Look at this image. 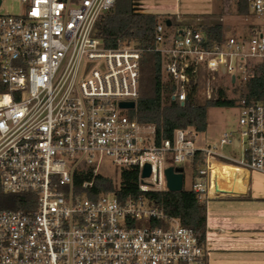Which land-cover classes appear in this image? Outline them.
<instances>
[{"label":"built area","instance_id":"1","mask_svg":"<svg viewBox=\"0 0 264 264\" xmlns=\"http://www.w3.org/2000/svg\"><path fill=\"white\" fill-rule=\"evenodd\" d=\"M21 2L22 15H0V182L5 193L34 195L36 207L0 211V264H210L206 239L147 198L122 201L106 192L91 199L85 191L103 176L106 159L120 172L137 170L142 193H162L168 168H182L185 178L183 165L202 155L191 167V190L205 203L220 195L215 164L264 175L262 102L240 97L237 131L206 147L196 146L193 129L158 143L155 127L131 115L148 54L161 56L178 103L205 73L244 92L264 67L262 29L216 42L202 25L165 22L153 47L109 49L99 26L116 0ZM247 2L264 21V0ZM131 102L134 109L120 107ZM226 145L239 155L224 154ZM81 172L88 178L78 187Z\"/></svg>","mask_w":264,"mask_h":264},{"label":"trees","instance_id":"2","mask_svg":"<svg viewBox=\"0 0 264 264\" xmlns=\"http://www.w3.org/2000/svg\"><path fill=\"white\" fill-rule=\"evenodd\" d=\"M136 0H116L115 8L109 12L99 26L100 38L106 48L115 49L124 46L153 47L154 31L159 23L171 20V27L175 26L172 19L162 20L159 15L140 13L137 11ZM251 10L247 0H237V14L250 16ZM181 26V25H180ZM262 24L259 25V27ZM170 27V28H171ZM261 30V29H259ZM203 31L211 41L221 42L226 37L225 27L221 24L203 26ZM264 32V23L262 26ZM3 86L0 79V92ZM175 85L163 73V60L159 55L145 56L142 69L140 96L137 107L131 115L143 124L155 127L156 141L161 143L172 140L175 132L181 129H193L196 133H204L208 128L207 108L235 107L240 97L253 99L264 104V67L254 70V75L245 85V91L238 98H228L225 89L220 88L216 99L207 100L205 105L195 103L196 87L189 91L188 100L182 104L173 100ZM202 155L189 163L194 168L200 164ZM120 186L116 187L111 178L98 176L94 186L86 190L87 196L97 199L106 192H115L117 197L125 201L140 197L147 198L166 216L179 220L180 224L192 229L204 241L206 239L207 207L200 202L197 195L190 190L180 193H142L138 187L139 173L135 169H124L120 172ZM88 175L83 172L75 175L78 187ZM36 207V198L32 194H8L1 188L0 182V211L23 210L31 212Z\"/></svg>","mask_w":264,"mask_h":264},{"label":"rangeland","instance_id":"3","mask_svg":"<svg viewBox=\"0 0 264 264\" xmlns=\"http://www.w3.org/2000/svg\"><path fill=\"white\" fill-rule=\"evenodd\" d=\"M137 11L140 13L159 15L162 20L167 18L181 21L184 24L194 25L198 20V25L214 26L222 24L233 28L234 33H227V36H251L253 29H257V23L264 21L257 20L253 13L250 16H240L237 14V0H136ZM25 6L21 0H2L0 15L19 16L24 12ZM252 27V28H250ZM262 29V27H260ZM248 29H251L250 31ZM220 88L225 89L228 98H238L243 92V87H233L229 85L228 77H214L204 74L199 79L196 88L195 103L205 105ZM213 99V100H214ZM208 128L204 133L197 134L196 146L200 147L203 143L211 140L218 144L223 133L236 132L238 126L239 111L235 107H216L207 108ZM213 143V144H214ZM221 151L226 155L238 156L230 146H223ZM185 168L184 189L190 190L192 187V171L189 164L183 165ZM101 175L111 178L116 187L120 186V171L106 159L103 166L99 169ZM251 184L252 193L264 191V175L253 172ZM260 181V182H259Z\"/></svg>","mask_w":264,"mask_h":264},{"label":"crops","instance_id":"4","mask_svg":"<svg viewBox=\"0 0 264 264\" xmlns=\"http://www.w3.org/2000/svg\"><path fill=\"white\" fill-rule=\"evenodd\" d=\"M223 26L226 37L234 33L233 28ZM213 143L209 140L200 147L216 144ZM252 176L253 172L214 165L215 191L220 195L211 196L206 203L210 264H264V191L252 193Z\"/></svg>","mask_w":264,"mask_h":264},{"label":"water","instance_id":"5","mask_svg":"<svg viewBox=\"0 0 264 264\" xmlns=\"http://www.w3.org/2000/svg\"><path fill=\"white\" fill-rule=\"evenodd\" d=\"M172 24L171 20L166 21L167 27H170ZM234 80V78H233ZM214 94H212L211 99H214ZM120 107L122 109H134L135 103H121ZM184 170L182 168L174 169L172 167L168 168L166 171V179H167V188L169 192L172 193H180L184 190ZM150 175V167L147 166L143 172L144 177H148Z\"/></svg>","mask_w":264,"mask_h":264},{"label":"bare ground","instance_id":"6","mask_svg":"<svg viewBox=\"0 0 264 264\" xmlns=\"http://www.w3.org/2000/svg\"><path fill=\"white\" fill-rule=\"evenodd\" d=\"M222 179V178H221ZM225 180V179H224ZM222 183V182H221ZM223 184V183H222ZM219 185H221V184H219ZM224 185V184H223Z\"/></svg>","mask_w":264,"mask_h":264}]
</instances>
